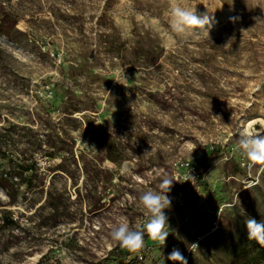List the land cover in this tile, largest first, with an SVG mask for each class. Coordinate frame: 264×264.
<instances>
[{
	"label": "rangeland",
	"instance_id": "1",
	"mask_svg": "<svg viewBox=\"0 0 264 264\" xmlns=\"http://www.w3.org/2000/svg\"><path fill=\"white\" fill-rule=\"evenodd\" d=\"M177 2L208 34L173 32V0H0V172L36 161L14 202L0 187V264H264L255 241L234 253L264 222V173L235 150L264 135V0ZM165 175V245L121 247Z\"/></svg>",
	"mask_w": 264,
	"mask_h": 264
},
{
	"label": "clouds",
	"instance_id": "2",
	"mask_svg": "<svg viewBox=\"0 0 264 264\" xmlns=\"http://www.w3.org/2000/svg\"><path fill=\"white\" fill-rule=\"evenodd\" d=\"M169 16L170 28L178 35L186 33L197 36L202 35L207 33L206 29L212 23V18L207 14L197 15L195 8L181 6L177 0H173ZM196 30H199V34ZM235 150L246 157L250 168H256L258 172L264 173V135H254L247 130L242 131ZM174 182L170 176L165 175L160 181V191L148 190L140 195L139 202L144 210V215L149 218L144 230H133L126 221L120 222L111 229V239L118 242L121 247L135 251L142 247L145 233H147L151 240L162 246L165 245L169 235L166 231L168 217L165 214V209L170 208L172 204L168 193ZM245 228L249 241L254 240L257 244L264 246V222L249 217L245 221ZM192 246L198 247L195 243ZM168 259L169 261L187 264L186 258L176 248L168 254Z\"/></svg>",
	"mask_w": 264,
	"mask_h": 264
},
{
	"label": "trees",
	"instance_id": "3",
	"mask_svg": "<svg viewBox=\"0 0 264 264\" xmlns=\"http://www.w3.org/2000/svg\"><path fill=\"white\" fill-rule=\"evenodd\" d=\"M14 23H15V21L13 20L11 22V24L8 25L7 27H1V23H0V28H5V30L7 28H13ZM45 154L47 156H50V157L53 155V153H51V152H47ZM20 158H21L22 161L18 165L19 166V170L15 172V175L14 174H10V175L6 174V175H4V173L0 172V187L5 191V194L8 196V198H9L8 202L9 203L14 202L15 197H16L15 190H16L17 187L15 188L14 185H13L14 183L12 182V176L20 178L22 180H25L27 178L26 175H25L26 171H31L32 174H34L35 171H36V161H35V159L32 158L31 155H28L26 153H22ZM97 208H99L98 205L94 206V209H97ZM1 212L3 213L2 223H1L2 226H4V227L11 226L15 221H14V219H12L9 216V214H10L9 209L4 208V209L1 210ZM253 245H254V240L253 241H249L247 239V234H245V235L242 236V241H241V243L239 244L238 248L235 250L234 253L236 254V256H239L242 253L244 254V253H246V251L247 252L251 251L253 249V247H252ZM252 258H253V256H252ZM237 259H238V257H235V259H233L230 262V264H245V263H240Z\"/></svg>",
	"mask_w": 264,
	"mask_h": 264
}]
</instances>
